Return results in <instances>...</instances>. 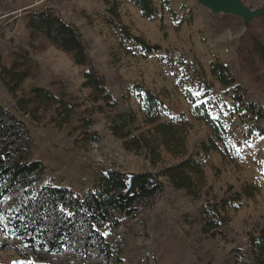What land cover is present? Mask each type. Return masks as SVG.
<instances>
[{
  "label": "rangeland",
  "instance_id": "374dc122",
  "mask_svg": "<svg viewBox=\"0 0 264 264\" xmlns=\"http://www.w3.org/2000/svg\"><path fill=\"white\" fill-rule=\"evenodd\" d=\"M149 1L155 12L150 18L135 0H0V106L25 125L26 157L42 164L40 184L84 198L108 170L158 174L192 159L203 172L202 178L192 175L195 196L160 175L162 191L139 201L133 218L121 216L118 228L103 231L105 243L80 240L78 225L77 243L51 253L35 239L25 242L28 237L11 227L22 206L16 185L0 200V264H264L252 241L264 230V82H253L238 57L247 26L196 0ZM240 1L251 10L264 7V0ZM44 5L86 41L116 103L111 112L97 113L91 89L83 87L86 70L69 56L53 47L32 50L24 11ZM249 28L264 42L263 18ZM126 33L159 50L147 54ZM214 64L223 65L235 84L222 86L211 72ZM4 68H14L12 77L26 70L29 76L10 92ZM35 89L54 100L38 97ZM122 113L135 116L136 135L153 127L146 114L172 124L182 149L161 147L154 161L145 151H126L110 132L111 117ZM204 113L218 128L219 140L200 119ZM211 141L216 150L205 154L202 144ZM207 204H225L222 236L201 232Z\"/></svg>",
  "mask_w": 264,
  "mask_h": 264
},
{
  "label": "trees",
  "instance_id": "16d2710c",
  "mask_svg": "<svg viewBox=\"0 0 264 264\" xmlns=\"http://www.w3.org/2000/svg\"><path fill=\"white\" fill-rule=\"evenodd\" d=\"M135 5L143 16L150 18L154 9L149 0H135ZM24 24L28 31L31 48L34 52L53 47L69 56L75 66L84 68L83 87L91 89L92 103L97 106L99 114L108 110L111 112L116 106L106 90L105 79L100 75L98 68L88 53V45L75 27L66 23L56 10L44 5L40 8H29L24 11ZM264 17L255 20H262ZM252 21V20H251ZM241 37L238 48V57L244 71L257 82H264V42L249 29ZM128 39L138 43L147 54L159 50L158 46H148L142 39L126 33ZM38 43V45H36ZM28 56V52H25ZM14 70V68L10 69ZM10 70L2 69L1 75L8 76L7 86L10 92L18 89L20 84L29 76V71L10 76ZM212 74L222 86L228 87L235 84L236 79L221 64H214ZM236 88H239L238 86ZM38 97L54 100L52 95L42 89H35ZM148 124L153 127L146 133L135 134V116L132 113L115 114L110 119V132L112 136L121 141L123 148L128 152H147L153 161L159 159V149L164 147L169 152H179L182 141L172 124L159 122L158 116L146 114ZM201 120L208 123L213 133L219 140L218 128L214 121L204 113ZM257 119L262 115L257 114ZM259 134H263L259 131ZM149 135V136H147ZM25 125L13 117L0 106V200L9 190L18 185L21 191L22 206L17 216V221L11 227L18 230L19 235L28 237L25 242L32 244L33 239L39 243V249H46L51 253L61 252L64 244H76L74 232L81 225L84 241L93 240L95 237L100 243H105L103 231L111 232L120 226L121 216L133 218L136 212L135 205L142 200L154 197L162 191L163 184L159 181L162 175L170 184L179 190H185L189 196H195L192 175L202 178L203 172L199 163L186 159L177 165L166 168L158 174L140 173L125 174L108 170L103 174L96 189L89 192L84 198L73 196L64 188H56L39 183L42 173V164L39 161L29 160L26 155L29 142L26 139ZM201 149L205 154L216 150V145L202 144ZM246 197L251 193L245 191ZM240 195L232 200L237 201ZM225 204L219 208L207 204L202 208L201 232L205 236L215 238L222 236V227L225 226V217L222 212ZM21 230V231H20ZM86 236H85V234ZM259 256L264 258V230L260 231L257 238H252ZM34 243V244H35ZM87 244V243H86Z\"/></svg>",
  "mask_w": 264,
  "mask_h": 264
},
{
  "label": "water",
  "instance_id": "95a60500",
  "mask_svg": "<svg viewBox=\"0 0 264 264\" xmlns=\"http://www.w3.org/2000/svg\"><path fill=\"white\" fill-rule=\"evenodd\" d=\"M203 6L210 9L214 14H228L242 19L247 26L248 22L264 17V7L258 10H251L240 0H196Z\"/></svg>",
  "mask_w": 264,
  "mask_h": 264
}]
</instances>
